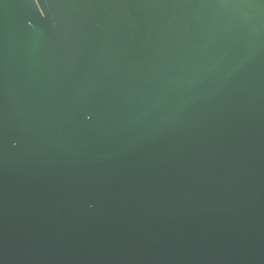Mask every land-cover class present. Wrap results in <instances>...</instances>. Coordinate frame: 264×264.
Returning a JSON list of instances; mask_svg holds the SVG:
<instances>
[{
	"label": "water",
	"instance_id": "95a60500",
	"mask_svg": "<svg viewBox=\"0 0 264 264\" xmlns=\"http://www.w3.org/2000/svg\"><path fill=\"white\" fill-rule=\"evenodd\" d=\"M0 264H264V0H0Z\"/></svg>",
	"mask_w": 264,
	"mask_h": 264
}]
</instances>
